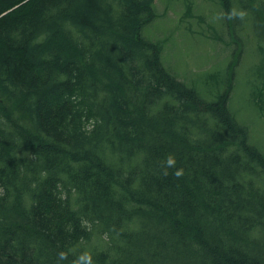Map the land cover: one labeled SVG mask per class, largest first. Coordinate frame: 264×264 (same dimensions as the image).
Returning <instances> with one entry per match:
<instances>
[{"label": "trees", "instance_id": "1", "mask_svg": "<svg viewBox=\"0 0 264 264\" xmlns=\"http://www.w3.org/2000/svg\"><path fill=\"white\" fill-rule=\"evenodd\" d=\"M154 1L0 0V264H264L232 77L205 101L170 74Z\"/></svg>", "mask_w": 264, "mask_h": 264}, {"label": "rangeland", "instance_id": "2", "mask_svg": "<svg viewBox=\"0 0 264 264\" xmlns=\"http://www.w3.org/2000/svg\"><path fill=\"white\" fill-rule=\"evenodd\" d=\"M229 1L226 13L220 0H155L141 33L158 45L163 67L205 101L232 77L229 110L264 155V0ZM105 241L95 235L91 243Z\"/></svg>", "mask_w": 264, "mask_h": 264}, {"label": "clouds", "instance_id": "3", "mask_svg": "<svg viewBox=\"0 0 264 264\" xmlns=\"http://www.w3.org/2000/svg\"><path fill=\"white\" fill-rule=\"evenodd\" d=\"M233 15H238L240 17H243L245 15V13L243 11L238 12V13L234 11ZM172 162H173L172 160H169V163H172ZM59 255L61 258H63L65 254L63 252H61ZM76 264H91V256L88 255L87 253L82 254L79 257V260L76 262Z\"/></svg>", "mask_w": 264, "mask_h": 264}]
</instances>
